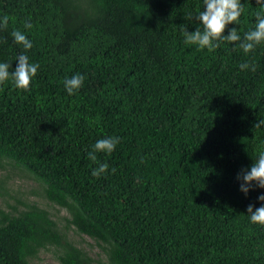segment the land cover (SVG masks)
<instances>
[{"label": "trees", "instance_id": "obj_1", "mask_svg": "<svg viewBox=\"0 0 264 264\" xmlns=\"http://www.w3.org/2000/svg\"><path fill=\"white\" fill-rule=\"evenodd\" d=\"M246 3V32L255 0ZM202 0H0V61L24 50L40 69L29 91L0 84L3 161L43 183L36 196L0 207V264H35L57 248L58 264H264V226L252 224L237 175L264 151V45L245 54L184 44ZM30 18L31 29L24 28ZM232 27L229 25L225 35ZM243 34V33H241ZM242 62L256 71H241ZM76 73L83 87L68 94ZM120 143L97 178L87 151L104 137ZM112 169H115L113 172ZM0 182V189L11 175ZM40 183V184H42ZM0 196L5 193L0 191ZM24 207V209H21ZM71 231L100 248L95 259Z\"/></svg>", "mask_w": 264, "mask_h": 264}, {"label": "clouds", "instance_id": "obj_2", "mask_svg": "<svg viewBox=\"0 0 264 264\" xmlns=\"http://www.w3.org/2000/svg\"><path fill=\"white\" fill-rule=\"evenodd\" d=\"M255 4L257 10L254 13V26L245 32L242 27L245 22L242 17L246 15L244 0H202V10L198 8L194 17L198 22L196 30L190 32L187 25L181 26L184 44L195 47L200 52L206 50L213 53L222 44L227 43L233 45L234 49H241L246 55L253 53L258 46L264 45V0H255ZM9 20L8 15L0 16V29L7 28ZM229 25L239 27H232L225 35ZM32 27L30 18L26 19L24 28L31 29ZM11 36L24 51L15 58L17 66L14 71L12 70V63L0 61V84L11 81L17 90L29 91L40 69V65L30 61L29 56L26 54L33 48V42L25 32L19 29L13 30ZM239 67L241 71H256L255 63L242 62ZM84 82L85 76L76 73L70 78H65L63 85L68 94H75L83 87ZM261 125H264V120H259L255 127ZM119 143V137L106 136L98 139L92 145L91 150L87 151V158L97 164V167L91 171L92 176L99 178L108 174L110 170L109 163L107 161L99 162L97 154L103 153L110 156ZM253 160L254 163L250 169H243L237 175L240 190L246 196L257 188L264 189V151H260ZM112 171L114 172L115 169H112ZM258 200L261 202V206L257 208L254 204H249L247 216L252 224L264 226V193L258 196Z\"/></svg>", "mask_w": 264, "mask_h": 264}, {"label": "rangeland", "instance_id": "obj_3", "mask_svg": "<svg viewBox=\"0 0 264 264\" xmlns=\"http://www.w3.org/2000/svg\"><path fill=\"white\" fill-rule=\"evenodd\" d=\"M2 163L5 166V169L0 168V182L3 178H7V175H11V178L5 184H3L5 188L0 189V191L2 190V192L5 193V197L0 196V207L6 209V200L11 204H14V199L21 197L30 203H37L41 207L49 209L58 219L59 217H68V213L65 210H62L61 213H58L53 206L49 205L48 202L43 199V197L33 194V192L39 190L38 187L41 185L43 186V184H40L39 181H35L33 179H27L25 177V175L28 174L26 170L18 168L16 165L13 166L15 164L13 161L12 165L8 164V161H3ZM21 209H24V207ZM70 235L72 238H75L78 246L87 251L90 256L95 259L99 258L101 250L95 246L94 241L90 237L86 235L84 237L80 236L75 234L73 231H71ZM56 250V247L43 249L39 253L38 257L34 259V263L58 264Z\"/></svg>", "mask_w": 264, "mask_h": 264}]
</instances>
